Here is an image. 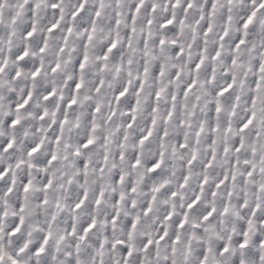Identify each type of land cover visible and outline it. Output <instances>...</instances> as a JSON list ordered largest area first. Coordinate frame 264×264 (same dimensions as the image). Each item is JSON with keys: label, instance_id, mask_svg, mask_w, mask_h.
I'll use <instances>...</instances> for the list:
<instances>
[{"label": "clouds", "instance_id": "9594fccd", "mask_svg": "<svg viewBox=\"0 0 264 264\" xmlns=\"http://www.w3.org/2000/svg\"><path fill=\"white\" fill-rule=\"evenodd\" d=\"M32 2L39 8L8 0L0 9V168L8 173L0 181V255L5 264L9 256L18 264H92L88 250L97 253L94 241H107L105 264H120V247H109L117 240L133 245L141 264H149L141 244L155 241L161 230L168 238L157 246L159 258L153 253L150 264H200L204 255L207 264H264L261 0H217L212 12L209 0H190L192 7L186 11V0L175 8L173 0H145L138 14L137 0H105L98 18V0ZM53 2L59 8H52ZM82 3L85 19H73ZM253 12L252 23L245 27ZM173 15L176 22L162 28ZM54 23L59 27L50 32ZM209 25L212 31L205 35ZM225 31L228 35L221 39ZM241 38L246 43L234 51ZM113 42L116 48L107 52ZM218 49L221 55L213 59ZM25 52L23 60L17 59ZM85 53L88 63L81 70ZM202 57L204 64L196 70ZM192 80L196 86L185 97L183 89ZM233 80L229 92L218 95ZM99 81L103 86L97 91ZM124 89L126 95L117 100ZM252 96L258 98L256 119L241 132V123L253 110ZM73 98L76 103L68 107ZM20 104L25 106L17 110ZM202 125L204 131L197 136ZM150 129L152 136L141 144ZM90 138L94 143L85 148ZM241 141L243 148L236 152ZM182 143L187 147L181 148ZM213 154L211 167H206ZM52 155L56 160L49 163ZM136 159L140 164L133 166ZM153 161L161 162L155 172L149 170ZM225 176L229 179L217 187ZM49 180L51 187L45 189ZM26 183L32 185L27 193ZM146 207L151 209L147 215ZM117 212L113 224L110 217ZM185 216L184 227H177ZM136 218L139 223L128 239L126 226ZM93 219L96 227L89 239L79 241L82 228ZM176 235L179 242L171 244ZM45 238V254L36 256L33 250Z\"/></svg>", "mask_w": 264, "mask_h": 264}, {"label": "snow or ice", "instance_id": "6c2138e0", "mask_svg": "<svg viewBox=\"0 0 264 264\" xmlns=\"http://www.w3.org/2000/svg\"><path fill=\"white\" fill-rule=\"evenodd\" d=\"M8 2V0H0V9H2L4 7V5ZM24 2L27 4V6L30 8V9H37L39 8V3L38 2H32V0H24ZM116 0H113V3H115ZM216 2L217 0H209V3L211 5V8L209 9L210 12L212 11H215V8H216ZM104 4H105V0H98V7L97 9L95 10V16L98 18L100 15H101V10L104 8ZM144 4H145V0H137V6H136V9H135V13H139L141 11V9L144 7ZM181 4V0H173L172 2V7L175 8V7H179ZM21 7H23V5H21ZM152 7V10L155 11L157 5L155 3H153L151 5ZM192 7V3L190 2V0H186V8L184 9L185 11L187 10V8H191ZM52 8L54 9H57L59 8V4L57 2H53L52 3ZM259 8L261 9H264V0H261V2L259 3ZM16 15L17 14H14L12 17H11V22L12 23H15L16 22ZM73 19H85L84 17V5L83 3L80 5V8L77 10V11H74L73 12ZM255 16V12L252 13V16L249 17L248 21L245 23V27H248L249 24L252 23V19L253 17ZM201 19H203V17H201ZM3 20V12L0 11V22H2ZM132 22L135 23V20L134 18L132 19ZM176 22V16L173 15L170 19H167L166 22L164 24L161 25L162 28H169L170 25H172L173 23ZM117 23H119V21H117ZM149 25L151 24V21L149 20L148 21ZM181 24H182V21H181ZM59 27V23H54L53 25H51V27L49 28V31L50 32H54L57 28ZM134 30V29H133ZM35 31V28L32 29L31 32H27V36L28 37H31L33 32ZM92 31L94 32L95 31V27L93 26L92 28ZM212 31V28L211 26L209 25L206 30H205V35H207V33L211 32ZM72 33V28L71 27H68L67 28V34L70 36ZM228 35L227 31L224 32L223 36L221 37V39H223L224 37H226ZM92 39V36L89 35L88 36V40L91 41ZM161 44L164 43L163 40L160 41ZM173 44H175V41L172 42ZM246 42L244 39H240L238 42H236L234 44V51H239V48L244 45ZM46 47V45H45ZM116 48V43L113 42V44L107 49V52H112L113 49ZM41 51H43V48H41ZM107 52L105 53L104 55V59H108V55H107ZM183 50L181 49L180 51V54H182ZM27 53L25 52L23 55L21 56H18L17 59H20V60H23L24 59V56H26ZM221 55V52L220 50L218 49L216 52H215V55L213 56V59H217L219 58ZM204 59L205 58H201L199 63H197L195 65V69L196 70H199L201 65L204 64ZM235 58H233L232 60V63L235 64ZM88 63V56H87V53H85L79 63V67L81 70H83L85 68V66L87 65ZM57 67H59V65H57ZM3 71V67H0V72ZM260 72L264 73V66H261L260 69H259ZM145 72H147V69H145ZM161 75H163V71H161L160 73ZM39 75V72H34L33 73V76H37ZM235 83V80H233L231 83H229L228 87L226 88H223L220 90V92L218 93V95L220 96H225L229 90L232 88L233 84ZM103 86V81H99L96 88H97V91H99L100 87ZM196 86V81L195 80H192L189 85L183 89V95L185 97L188 96V94L193 90V88ZM82 87V81L79 82V83H76L74 85V90L75 91H79L80 88ZM256 90L259 91L260 90V82L257 81L256 83ZM162 91V90H161ZM127 93V89H124L123 91L119 92L118 96H117V100H119L121 97H124ZM52 95H54V92L51 93ZM160 95H161V92L158 91L156 92V99L159 100L160 98ZM29 99L31 98L30 96L28 97ZM176 97L173 96L172 97V100L175 101ZM257 97L256 96H252L250 98V104L252 106V111L249 113V116L247 117V119L245 121H243L240 125V131L241 132H244L245 130H247L251 125H253L255 119H256V112H255V106H256V102H257ZM27 103V100L25 101V104ZM76 103V99L73 98L69 104H68V107H71L72 105H74ZM25 105L24 104H20V105H17V110H19L20 108H23ZM100 109L97 108L96 111L98 112ZM133 111H135V109L133 108L132 109ZM216 111L217 112H220L221 111V108L218 106L216 108ZM46 114V113H45ZM115 114V113H113ZM172 118V112H169L168 114V119L170 120ZM135 117H132V120H134ZM19 123V120H15V121H12V124L15 125V124H18ZM63 123H67V119L65 118V120L63 121ZM153 125H155V120L153 121ZM129 127H131V122L129 123ZM218 130V128H214L213 131H216ZM204 131V127L203 125L200 127L199 129V132H197V136L202 133ZM228 131H231V129L229 128ZM152 136V131L151 129L147 132V134L145 136H143L141 139H140V143L143 144L144 141H146L149 137ZM94 143V138H90L87 140V143L84 144V147L85 148H88L89 145L93 144ZM8 147H11V145L9 144ZM181 148H185L187 147V144H184L182 143L180 145ZM243 148V142L241 141L240 144H238L235 148V151L236 152H239L241 149ZM38 150V147L37 148H34L33 149V152L37 151ZM229 149L228 148H225L224 151L225 153H227ZM253 154H255V149H253ZM76 155H79V151L77 150L76 152ZM107 159V158H105ZM121 159H123V155H121ZM196 159V156L195 154H193V157H192V161H194ZM215 159V155L213 154L210 158V160L208 161L206 167H211V164H212V160ZM56 160V156L55 155H52L51 157V160L49 161V163L53 162ZM192 161H189V164L192 163ZM160 163L161 162H156V161H153L152 162V167L149 169L150 171L152 172H155L159 167H160ZM236 163H238V161H236ZM249 161L245 160V164H248ZM140 164V160L139 159H136L135 161V164L133 166H138ZM85 169L87 167V165L84 166ZM253 169H254V166L253 168H250L248 170V176L251 177L253 175ZM260 171L264 172V168H261ZM8 175L7 171L5 169H2L0 168V181H3L4 178ZM229 179L228 176H225L224 179L222 181H220L219 184H217V187H220L221 184H223L224 182H226L227 180ZM234 179V177H233ZM69 183H71V180H69ZM206 183V181H205ZM51 187V181H47V183L45 184V189L47 188H50ZM32 188V185L31 183H26L23 187V192L27 193L30 191V189ZM8 191L10 192L11 191V188L8 189ZM132 191H135V189L133 188ZM154 191L156 192H159L160 189L159 188H155ZM214 194V193H213ZM103 193H100V196L102 197ZM85 199H87V196L85 194ZM122 198V197H121ZM199 200V197H197V201ZM43 203H47V200L45 199L43 201ZM83 203V201H81L80 204H77L76 205V208H80L81 207V204ZM96 203L99 204L100 203V199L98 198L96 200ZM196 203V201L193 202L192 205H189V208L193 207L194 204ZM133 205H134V202H133ZM59 206V205H57ZM21 211L23 210V208L21 207L20 209ZM3 209L2 207H0V212H2ZM151 211L150 208H147L145 209V215H147L149 212ZM214 211V209H213ZM119 217V212L116 213V215L110 217V220L113 224L116 223L117 219ZM208 217L205 216V219H207ZM187 222V216L184 217V220L179 222L177 224V227L179 228H183L184 227V224ZM137 223H139V218H136V220L130 222V224L128 226H126V230L128 232V239H132V235L133 233L135 232L136 230V227H137ZM96 227V220L93 219L91 221L90 224H88L86 227H83L82 228V232L81 234L77 237V239L81 242L83 241H86L89 239V234L95 229ZM14 235V232L11 233ZM72 235H76L75 233V230H73L72 232ZM168 238V233L167 232H164L163 230H161V234L157 237V239L155 241H153L152 239H147L145 241L142 242L141 244V248L143 250V252L147 253L148 255L145 257V259H147L149 261V264L151 262V257L153 255V253H155L156 257L159 258V252H158V245L165 241V239ZM63 239V238H61ZM180 240V237L179 235H176L174 239L170 240V243L171 244H176L178 243ZM95 245H96V248H97V253L93 256V253H92V249L90 248L88 250V253H89V257L92 259V264H105L104 260H103V255H104V248H105V244H107V241H104V242H99V241H94L93 242ZM246 243V241H245ZM48 244V239L45 238L44 239V243L43 245H41L39 248L37 249H34V254L36 256H43L45 254V246ZM117 246L120 247V251H121V255L123 257V259L121 260L120 264H141V257L139 255H136V249L133 245H129L127 243L126 240H117L115 242H113L112 244L109 245L110 248L112 249H116ZM79 248H80V245L77 244L76 245V250L77 252L79 251ZM23 251V249H21V252ZM224 251H227V249L225 248ZM18 255V254H17ZM166 261H167V257L164 258ZM0 264H5V261H4V257L3 255H0ZM7 264H18V261L13 257V256H9L8 258V262ZM200 264H207V256L204 255L203 256V259L201 260Z\"/></svg>", "mask_w": 264, "mask_h": 264}]
</instances>
